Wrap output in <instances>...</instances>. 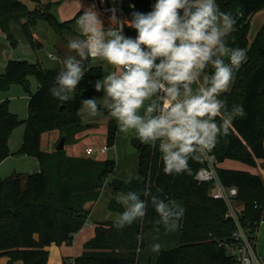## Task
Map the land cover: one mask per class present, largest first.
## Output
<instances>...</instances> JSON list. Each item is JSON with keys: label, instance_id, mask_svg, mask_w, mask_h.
<instances>
[{"label": "trees", "instance_id": "16d2710c", "mask_svg": "<svg viewBox=\"0 0 264 264\" xmlns=\"http://www.w3.org/2000/svg\"><path fill=\"white\" fill-rule=\"evenodd\" d=\"M38 5L41 0H32ZM110 4V0L105 1ZM155 0H124V11L131 20L133 12L147 13ZM220 11L230 14L236 21L228 37L232 48L246 50L247 60L236 73L229 92L220 99L227 102L229 111L234 105L243 107L244 115L232 122L229 135L220 138L214 148L219 163L235 159L257 165V158H264V24L249 42L252 17L264 9V0H216ZM52 5L30 9L23 0H0V28L13 44L17 41L12 32L14 23L20 24L27 37L36 44L32 27L41 19L57 31L70 29L80 15L60 20L51 10ZM126 36L135 37L134 29L125 26ZM40 44V43H39ZM85 63V76L67 101L54 97L50 91L61 69H44L39 63L27 60H10L7 72L0 74V88L21 83L30 90L29 75H36L39 86L31 93L30 111L25 137L20 152L38 158L40 167L23 181L22 174L14 180L0 181V256L9 257L7 264H47L52 243L71 244L87 222L91 209L87 203L97 201L105 180L116 170L112 159H98L84 155H70L65 148L44 150L43 133L59 129L60 138L66 142L75 132L85 128L79 113L84 99L97 97L95 81L103 79L101 67ZM210 70H206L208 73ZM108 117L107 145L115 144L117 122ZM21 123L10 111L9 101L0 104V163L10 154L9 140L12 131ZM139 174L124 181L120 189L109 184L114 193L135 191L147 201V214L141 221L118 229L114 221L102 222L96 235L85 243L83 253L74 257L76 264H140L146 228L161 226L150 198L145 190L158 195L165 202L184 200L181 243L162 249L156 264H237L221 243L229 239L235 223L225 216L226 204L211 195L212 182L200 183L195 174L200 161H189L192 175H166L163 161L156 147L142 143L138 147ZM219 165V164H218ZM222 181L239 187V198L245 202L243 223L251 231L258 228L264 214V179L259 173L247 169L218 167ZM109 207L119 213L124 206L116 196ZM146 264H152L151 261Z\"/></svg>", "mask_w": 264, "mask_h": 264}, {"label": "clouds", "instance_id": "9594fccd", "mask_svg": "<svg viewBox=\"0 0 264 264\" xmlns=\"http://www.w3.org/2000/svg\"><path fill=\"white\" fill-rule=\"evenodd\" d=\"M108 11L118 28H106L94 6L76 21L79 36L68 42L75 55L62 61L52 95L67 101L84 79V62H106L115 70L95 81L94 88L104 93V107L118 130H134L152 147L159 141L166 175H192L189 161L211 153L220 138L229 135L233 120L245 114L240 105L229 111L220 99L247 60L245 49L227 42L235 19L220 11L216 0H155L151 11L133 12L127 21H120L114 9ZM125 24L135 30V37L124 34ZM49 58L55 59L52 54ZM81 104L89 115L97 114L96 98ZM143 196L150 198L165 230L175 231L184 209L152 195L150 189ZM120 203L124 211L114 219L118 229L147 214V201L138 192L121 196ZM161 247L155 243L151 250L159 253Z\"/></svg>", "mask_w": 264, "mask_h": 264}, {"label": "rangeland", "instance_id": "374dc122", "mask_svg": "<svg viewBox=\"0 0 264 264\" xmlns=\"http://www.w3.org/2000/svg\"><path fill=\"white\" fill-rule=\"evenodd\" d=\"M23 1L29 6L30 9L35 8L37 5L32 0ZM46 2L47 0H42L39 5L41 7H44ZM62 2L65 3V6L67 4V7H72V9L74 10L88 9V7L82 6L80 3L75 2L74 0H62ZM88 2L90 4L89 8L94 6L95 9V4L90 2V0ZM58 11V4L54 5L55 14L60 20H65L66 18H64V16ZM83 12L84 11L82 10H76L74 12V15L70 16L71 18H67V20L72 19V17H74L77 13L81 16ZM263 16L264 9L259 11L251 20V28L248 35L250 43H252V41L254 40V36L257 35L256 32H259L261 29L260 27L263 23ZM72 27V29L57 31L48 23V21L41 19L37 22L34 27H32V33L34 40H36V44L27 37L25 31L23 30L20 24L14 23L12 25V32L17 41L16 44H13L12 41L8 38L6 32H4L0 28V74H5L7 72V65L10 60L18 59L27 60L29 62L37 64L39 63L44 69L62 68V61L68 55H75V53L69 51L68 42L69 40L79 36V30L77 28L76 22L74 25H72ZM75 33H77L78 35ZM35 34H37L38 40L41 41L42 44L37 40ZM52 53H55V59L49 58V54ZM87 62L89 66L101 67L103 70V77L115 70L112 66L108 65L106 62L103 61L88 60ZM202 78L203 75L201 79ZM29 79L30 90H26L23 84L21 83H12L6 88H0V104L3 101H9L10 111L15 113L18 116L19 120H21V123L16 128H14L10 136V154L0 163V181L10 180V178L16 174H22V179L24 181L29 174L37 171V169H39L40 167L39 160L37 157L28 153L20 152V148L23 145L26 131L25 120L27 119L30 111V96L31 93L35 92L38 89L39 86V81L36 75H29ZM197 83H199V81ZM196 86L197 85L194 84L193 88H195ZM95 98L98 104L97 114L95 116H91L88 114V111L83 108L82 104L79 106V113L85 128L81 131L75 132V134L67 140L66 146L64 148L68 154L69 152H72V148H76L77 150L85 149L84 151H82L84 156H91L93 158L98 159L108 158L115 160L116 170L114 173L111 174L110 177L105 180L101 190V195L99 199L100 202L103 203V201H107L109 199L108 196L110 190L108 189L112 188L109 184V181L112 182L114 178H121L124 181L128 182L138 176L139 152L138 147L134 142V139L137 137L135 131L130 130L128 133H123L118 130V126L116 130L115 144L111 146V148L108 149L106 152L101 151V147L105 144H108V117L105 113L104 107V93L101 92ZM142 112L143 110H141V114ZM61 138L59 129L43 133L42 148L47 151H54L56 149V144L58 145ZM88 144L95 148V152L93 154H87L85 147ZM261 161L260 163H258V165L255 166L260 167L261 165V167L264 168V158H261ZM225 165L234 168H245L252 171L255 170L252 165L230 158L226 161ZM105 188H107L106 192H104ZM175 204L179 205L183 209L185 208L184 200H176ZM100 211L102 213H105L103 210ZM159 223L161 226L146 228L143 233V240L145 244L142 248L140 264H144L141 260L142 256L146 253H148L147 262L151 261L152 264H156L159 253L153 252L151 250V246L153 244H161L162 250L172 248L181 243L182 222L179 221V226L173 232H167L162 223L160 221ZM52 244L47 247L49 251L47 264H66L65 262H62L60 258H57V260L55 258L56 246L62 244ZM259 250L260 252L264 253V224L261 226V229L259 231ZM8 260V256H0V264H7Z\"/></svg>", "mask_w": 264, "mask_h": 264}, {"label": "built area", "instance_id": "2783aa9c", "mask_svg": "<svg viewBox=\"0 0 264 264\" xmlns=\"http://www.w3.org/2000/svg\"><path fill=\"white\" fill-rule=\"evenodd\" d=\"M112 2L106 4V7L114 9L115 15L120 21L130 20L124 11V0H112ZM125 26L123 32L126 35ZM107 27L118 28L119 24ZM109 148L110 146L105 144L101 147V151L106 152ZM86 152L87 154H93L95 148L88 146L86 147ZM218 164L219 161L213 149L211 153H208L206 157H202L200 160V167L195 174V178L200 183L212 182L211 195L224 201L226 204L225 216L232 219L235 223L236 227L231 237L221 241V243L227 247L228 253L235 257L237 264H264V253L259 250V231L264 224V214L255 231H251L244 225L243 219L246 215V206L245 202L239 198V187L227 185L222 181L218 172ZM67 264H76V262L74 258H70L67 260Z\"/></svg>", "mask_w": 264, "mask_h": 264}, {"label": "crops", "instance_id": "0c3cea01", "mask_svg": "<svg viewBox=\"0 0 264 264\" xmlns=\"http://www.w3.org/2000/svg\"><path fill=\"white\" fill-rule=\"evenodd\" d=\"M63 1H71V0H63ZM74 1L80 3L82 6H86L88 8L90 6V4L88 2L89 0H74ZM41 2H42V0H41ZM90 2H92V3L95 4V9L94 10H96L99 13L100 18L103 20L105 27H107V26H114L116 24V23H112L110 21V16L112 15V13L110 11H108L109 9L106 7L105 1H103V0H90ZM48 3H50L52 5L51 10L53 12H54V5H57L58 4V9H59L58 12L60 14H62L64 16V18H66L65 20H67V18H71L70 16H73L74 15V12L76 10L85 11L84 9H75L74 10V9H72V7L69 8V7H67V4L65 6V3H63L62 0H47V2L45 3V5L48 4ZM110 3H113L112 0H110ZM35 4L38 5V3H36V2H35ZM37 5H36L35 8L38 7ZM35 8H31V9H35ZM77 15H79V14L77 13L75 16H77ZM74 17H72V18H74ZM75 22L73 23V25L75 24ZM262 22L263 23H262L261 27L264 24V16H263ZM72 28L73 27H71L70 29H72ZM257 32H256V34H257ZM75 34H77V33H75ZM35 36H36V38L38 40L37 34H35ZM39 42L42 44L41 41H39ZM52 55L53 56H56L55 53H52ZM206 74H208V73L205 72L202 75H206ZM231 88H232V86L230 87V90H231ZM65 146H66V144H65ZM88 146H91V145L90 144L86 145V147H88ZM84 150H77L76 148H72V152H69V154H71V155H83L82 151H84ZM99 158H103V157H99ZM227 160H225L224 162L219 163V166L227 167V168H234V167H229V166H226L225 165ZM260 161H261V158H257V165H258V163H260ZM253 167L255 168L254 171L249 170V169H247V170L252 171V172H255V173H259L263 177V179H264V168H262L261 165H260V167H256V166H253ZM239 169H245V168H239ZM108 190H110V191H109V196H108L109 199L107 201H103V203H102V202H100V199H99L97 201H94V202L92 201V202L87 203V207L91 209V212H90V215L88 217L87 222L75 234L74 241L71 244L63 243L62 245L56 246V249H55V258H56V260H57V258H60V260H62V262H65L67 264V260H69L70 258H74V257H77V256L81 255L83 253L84 249H85V247H84L85 246V243L89 239H91L92 237H94L96 235L97 227L100 226L102 224V222L111 221V220L114 221L115 217L119 214V212L116 211V210H113V209L111 211V208L109 207L110 199L113 196H116L117 199L120 201V197L123 196V195H125V193L124 192H121V191L118 192V193H114L113 190H112V188H110ZM106 191H107V188H105L104 192H106ZM100 210H103L105 213H102ZM100 212H101V214H100ZM147 254L148 253H146L145 255L142 256V260L141 261L144 264H146V262L148 260V255Z\"/></svg>", "mask_w": 264, "mask_h": 264}, {"label": "water", "instance_id": "95a60500", "mask_svg": "<svg viewBox=\"0 0 264 264\" xmlns=\"http://www.w3.org/2000/svg\"><path fill=\"white\" fill-rule=\"evenodd\" d=\"M66 139H67V136L66 135H63L62 138L60 139L58 145H57V149H63L65 147V144H66ZM134 142L136 144L137 147H140L142 145V141L138 138V136L134 139ZM14 177H11L10 178V181H13ZM124 183V180L121 179V178H114L112 180V185L113 187L115 188H118L120 189L122 187Z\"/></svg>", "mask_w": 264, "mask_h": 264}]
</instances>
